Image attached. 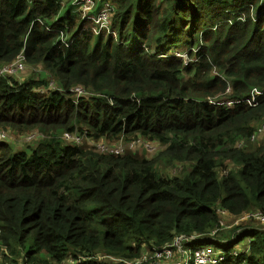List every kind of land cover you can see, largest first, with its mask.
<instances>
[{
	"label": "trees",
	"instance_id": "16d2710c",
	"mask_svg": "<svg viewBox=\"0 0 264 264\" xmlns=\"http://www.w3.org/2000/svg\"><path fill=\"white\" fill-rule=\"evenodd\" d=\"M72 2L0 0V69L26 59L0 77V264L135 261L211 233L220 212L264 214V141H250L264 124V0H114L116 37ZM86 134L141 144L117 156L65 141ZM255 223L218 237L227 252L248 238L237 259L264 264Z\"/></svg>",
	"mask_w": 264,
	"mask_h": 264
},
{
	"label": "built area",
	"instance_id": "2783aa9c",
	"mask_svg": "<svg viewBox=\"0 0 264 264\" xmlns=\"http://www.w3.org/2000/svg\"><path fill=\"white\" fill-rule=\"evenodd\" d=\"M99 0H74L73 6L75 7L77 13L81 15L84 21H92L95 23V32L100 34L102 32H107L108 34H115L111 31V17L112 13L115 11V6L111 2H104L103 7L96 15H92ZM264 7V2L261 4ZM241 13H239L240 15ZM243 16V15H240ZM257 13L252 12V19H256ZM48 31H51L49 27L46 28ZM62 42L66 45L67 39L63 36ZM181 56V55H178ZM185 57V56H181ZM25 57L19 55L17 59L9 66H6L0 69V77L4 75H18L19 73L25 70ZM53 90H56L53 84H51ZM230 90L228 89L227 92ZM72 92L77 93L78 97L84 95L85 92L81 88H76ZM229 106L231 104H228ZM37 136H43L40 133H35L29 135L27 140L34 139ZM7 137V134L0 132V142ZM253 136L250 138L252 140ZM66 139L76 144H80L81 139L77 136L67 135ZM243 141L239 143L241 145ZM139 144L140 140L132 141L131 143L120 142L114 147H109L104 144H99L97 146L98 150L101 153H111L116 155H123L127 151L134 150ZM144 146V144H143ZM147 148L152 149L150 145L146 144ZM257 213V212H256ZM256 213H245L239 217H235V221L228 225L225 222V219H232L228 216L226 212H220L222 221L219 223L211 233L202 234V235H191V236H179L175 237L172 242L165 245L162 248H154L146 257L142 256L140 259L135 261H122L121 259H116L113 257L103 256V257H92L85 258L79 256L78 258H70L62 264H101L105 263L102 259H108L109 262L117 261L118 263L123 264H221L226 262V260H234L238 264H250L245 261L237 259L238 256L246 254L244 249L245 242H242L243 246L240 244L236 245L232 251L227 252L224 249H215L212 246L206 245V242H216L218 235L229 229H234L236 227H241L243 224L249 225V222L255 221L261 228L264 229V214L261 212ZM249 240V239H248ZM247 240V241H248ZM226 241L225 243H228ZM201 243V245H197ZM195 244V246H194Z\"/></svg>",
	"mask_w": 264,
	"mask_h": 264
},
{
	"label": "clouds",
	"instance_id": "9594fccd",
	"mask_svg": "<svg viewBox=\"0 0 264 264\" xmlns=\"http://www.w3.org/2000/svg\"><path fill=\"white\" fill-rule=\"evenodd\" d=\"M74 1V0H73ZM104 2H111L114 6H115V10H116V8H117V6H116V3H113L112 1H110V0H99L98 1V4H97V6H96V8H95V10H94V12H93V14L92 15H96L99 11H100V9L103 7V4H104ZM72 9H73V13H75V14H77L78 16H79V18L83 21V22H85V23H89V24H91V27H90V29L89 30H91V31H93L94 32V34H96V35H100V34H107V35H112V36H114V37H116L117 36V34H116V32L115 31H113V29H112V26H111V31L112 32H114L115 34H108L107 32H102V33H100V34H97L96 32H95V27H96V25H95V23L94 22H92V21H84L83 19H82V17H81V15H79L78 13H77V11H76V9H75V7L73 6V2H72ZM115 12V11H114ZM113 12V13H114ZM112 13V14H113ZM56 22H58V20H56ZM40 24L41 25H43V23L42 22H40ZM111 24H112V20H111ZM47 27H49L50 29H51V31H48L46 28ZM45 29L48 31V32H53V29H52V27H50V26H46L45 27ZM63 36H65V34H61V41H62V37ZM66 39H67V42H68V38L67 37H65ZM71 43H72V41H71ZM71 43L69 44V45H71ZM178 55H181V56H185V57H181V56H178ZM176 57H178V58H181L186 64L188 63V57H187V55H186V53H179V54H176ZM51 84H53V85H55V82H50L49 83V88L51 89V90H53V88H52V86H51ZM76 88H74V89H71V92L73 91V90H75ZM229 90H230V88H228ZM227 89V90H228ZM58 90H61V89H56V90H53V91H58ZM83 90V89H82ZM85 92V91H84ZM73 94H75V96H76V99L75 100H77L78 98H80V97H82L83 95H81V96H79L78 97V94L77 93H74V92H72ZM227 93H230V91L229 92H227ZM84 95H88V93L87 92H85V94ZM210 103H211V101H210ZM228 104H231V103H228ZM227 104V105H228ZM229 106V105H228ZM231 106V105H230ZM5 133V132H4ZM31 135V134H30ZM70 136H73V135H70ZM64 137V136H63ZM78 137V136H77ZM80 139H81V142H80V144H76L75 142V144L76 145H83V143L86 141V142H89L90 140H93L91 137H89L87 134H86V137H84V138H81V137H79ZM65 139H66V136H65ZM94 141V140H93ZM137 141V140H136ZM141 141V140H140ZM69 142H71V141H69ZM120 142H123L124 144H125V142L123 141V140H120V141H118V142H116L115 144H108V145H106V146H109V147H114V146H116L118 143H120ZM1 143V142H0ZM99 144H103V141H100V142H97V144H96V152L97 153H100V154H111V153H101L99 150H98V148H97V146L99 145ZM128 152V151H127ZM126 152V153H127ZM113 155H116V154H113ZM117 156H120V155H117ZM234 238V237H233ZM247 240H248V238H247ZM227 241H229L228 243H225L226 241H220V240H218V238H217V241L216 242H208V243H212V244H219L220 246H221V249H224L225 250V248H228V247H230V245L232 244V242L230 241V240H227ZM242 242H245V241H242ZM241 242V243H242ZM247 242V241H246ZM245 242V243H246ZM207 243V242H206ZM205 244V243H204ZM223 244H226V247H222V245ZM207 245H209V244H207ZM236 245H238V244H236ZM209 246H212V247H214L213 245H209ZM215 248V247H214ZM235 248V247H234ZM233 248V249H234ZM215 249H217V250H219V248H215ZM70 258H72V257H69V258H67V259H65L63 262H65V261H67L68 259H70ZM62 262V263H63ZM62 263H59V264H62ZM50 264H53L52 262L50 263ZM101 264H106V263H101Z\"/></svg>",
	"mask_w": 264,
	"mask_h": 264
},
{
	"label": "rangeland",
	"instance_id": "374dc122",
	"mask_svg": "<svg viewBox=\"0 0 264 264\" xmlns=\"http://www.w3.org/2000/svg\"><path fill=\"white\" fill-rule=\"evenodd\" d=\"M110 1H112L113 3H115L114 2V0H110ZM262 14H264V12L262 13ZM261 14V15H262ZM27 137H26V141H27ZM260 140H262V141H264V124H262L259 128H258V130L256 131V132H254V135H253V138H252V140H250L252 143H255V144H252L253 146H256V145H262V144H257L258 142H260ZM20 141V140H19ZM65 141H67L68 142V140L67 139H65ZM128 143H131V142H128ZM96 144H97V142H95V141H93V140H90L89 142H84L83 143V146L85 147V148H89L90 150H93L94 152H96ZM103 144L104 145H108V143L107 142H103ZM146 144H148V145H150V147L152 148V149H149V148H147V146H145ZM143 147V150H142V153L145 155V154H147V153H151V152H155V150H156V146L154 145V143L152 144V143H144V146H142ZM259 147V146H258ZM253 213H256V212H253ZM258 213V212H257ZM256 213V214H257ZM225 223L226 224H228V225H231L234 221H235V219L234 218H232V219H225ZM249 224H251V222H249ZM255 226H259V227H261V225H259L258 223H255L254 224ZM242 226H247V224H243ZM233 229H229V230H225V231H223V233L224 234H228V233H231V231H232ZM222 236H224V237H222ZM221 236V238H219L218 237V240H220V241H227V238H225V236L226 235H222ZM244 241L246 242L247 241V238H245L244 239ZM241 246H243L242 244H240ZM222 247L224 248V247H226V244H223L222 245ZM150 252H147L146 254H144L143 256L144 257H146V255L147 254H149ZM40 257L43 259V260H50V258L47 256V254L46 253H42V254H40ZM102 261L103 262H105L106 264H119L117 261H112V263L111 262H109V260L108 259H102ZM128 261V260H127Z\"/></svg>",
	"mask_w": 264,
	"mask_h": 264
}]
</instances>
